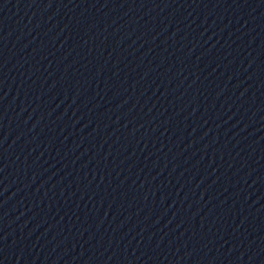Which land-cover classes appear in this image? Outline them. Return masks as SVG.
I'll return each instance as SVG.
<instances>
[{"label": "water", "instance_id": "95a60500", "mask_svg": "<svg viewBox=\"0 0 264 264\" xmlns=\"http://www.w3.org/2000/svg\"><path fill=\"white\" fill-rule=\"evenodd\" d=\"M0 264H264V0H0Z\"/></svg>", "mask_w": 264, "mask_h": 264}]
</instances>
